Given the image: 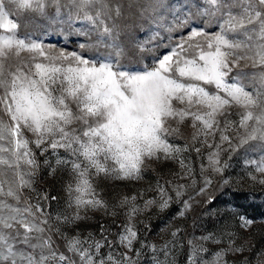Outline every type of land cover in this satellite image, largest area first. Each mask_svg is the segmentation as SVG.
<instances>
[{
  "label": "snow or ice",
  "instance_id": "1",
  "mask_svg": "<svg viewBox=\"0 0 264 264\" xmlns=\"http://www.w3.org/2000/svg\"><path fill=\"white\" fill-rule=\"evenodd\" d=\"M29 12L45 18V32L83 37L78 50L21 34L19 14ZM129 16L156 26L131 41L153 53L150 64L141 66L122 43ZM188 119L190 140L181 133ZM37 152L48 175L68 172L70 214L53 215L57 197L36 191ZM234 157L244 162L237 182L246 176L264 186V0H0V264H176L185 243L186 264H230L229 254L244 251L232 226L197 236L168 223L160 230L171 229L170 239L158 246L140 239V225L150 232L151 224L139 217L176 204V221L198 197L211 205L209 190L233 183ZM169 162L179 170L152 167ZM150 168L155 183L105 198L103 181H141ZM90 211L113 218L99 224L98 236L77 227L93 220ZM234 217L245 231L256 223ZM208 243L226 247L210 253Z\"/></svg>",
  "mask_w": 264,
  "mask_h": 264
},
{
  "label": "rangeland",
  "instance_id": "2",
  "mask_svg": "<svg viewBox=\"0 0 264 264\" xmlns=\"http://www.w3.org/2000/svg\"><path fill=\"white\" fill-rule=\"evenodd\" d=\"M127 3H145L146 0H124ZM167 2V0H166ZM198 2V0H197ZM52 10L49 9V14ZM19 21L21 23L20 32L23 34L24 31L32 32L34 37L39 38L41 42L46 45H55L58 49H65L67 51L78 50L77 41L83 40V37H77L73 34H69L67 29L63 32L60 30L52 31L48 29L47 32L43 31L45 25V18L33 13H21L19 14ZM146 17L129 16L122 22L123 32L121 33L122 43L125 44L130 50V55H135L136 62L143 66L145 63L150 64L151 61L148 59L153 53L143 52L139 53L138 50L132 48L131 41L133 39H143L150 30H155L156 26L146 22ZM79 26V25H77ZM211 30V29H210ZM161 34L164 36L165 41L167 40V33L161 30ZM193 129L191 128V119L185 121L181 126V133L185 139L191 138ZM29 139L32 138L31 133H26ZM184 139L176 140V143L183 145ZM35 146L33 145V148ZM61 155H66L63 150L60 151ZM37 156L41 162V170L35 180L34 187L38 192H48L50 196H56L57 200L51 203V212L53 215L56 212H65L70 214L72 210L67 209V193L64 191V186L69 180V175L63 168L58 169L54 176L48 175V169L43 166L44 157H40L37 152ZM192 158L195 161V153H192ZM227 154H224L222 160H226ZM199 161H195V173L197 179H199ZM206 163V160H205ZM232 167L228 170L229 174L233 177V183L224 189H210L211 195L215 196L216 199L211 205H205L203 203L204 198H197L201 200L200 204H194L193 209L187 214L186 218L179 219L176 221L172 220L175 212L178 210L179 205L173 204L169 210L159 213L153 208L145 216L139 217V219L148 220L151 224V231L148 232L144 229V226L140 225V239H147L150 243L161 245L165 240L170 239L171 229L167 231H161L160 229L168 224L172 223L173 227H181L185 230L188 235L195 234L197 236L206 234L208 232L219 231L224 225L232 226L236 232L235 243L236 246H242L244 251L236 254H229L226 259L230 264H258V260L264 259V256H258V253H264V223L260 221V217H264V186L255 184L245 176L242 181L237 182L239 176L244 175L243 172V158L234 157L230 162ZM152 167L157 169V172L165 173L167 169L171 168L174 171H178V166L171 162L166 163L162 166L153 164ZM251 170V169H249ZM167 178V177H165ZM156 173L151 168L144 173V179L141 181H103L100 187L103 188L106 199H111L114 192L119 191L121 194L131 195L138 189L147 188L149 184L155 183ZM26 195L34 196L35 193L25 190ZM149 196L154 193L149 192ZM174 195V193H173ZM142 203V201H140ZM119 211V210H118ZM236 212L244 213L251 218H256V223L249 230L245 231L238 227L235 223L234 214ZM90 216L93 217L92 221H82L77 226L82 235H87L89 231H92L97 236L99 235V224L105 223L112 225L113 218L110 216H104L102 212H89ZM119 223L123 220V214L116 218ZM64 228L69 235H74L75 228ZM113 232H119V229L113 226ZM147 236L145 237V233ZM184 234H182L183 237ZM114 238V237H113ZM210 253L217 251L221 247H226L225 244L214 245L208 243L206 245ZM119 251L124 249L119 248ZM134 247L139 248V243H136ZM63 250V248L61 249ZM105 253L107 249L103 250ZM209 253L208 259H211ZM150 255V254H149ZM176 258V264H186L187 258V244L183 249H177L174 253ZM161 258H163L161 256Z\"/></svg>",
  "mask_w": 264,
  "mask_h": 264
}]
</instances>
